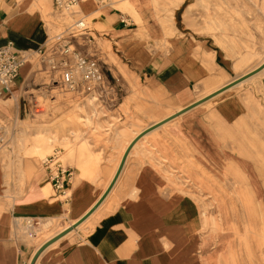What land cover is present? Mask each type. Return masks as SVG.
Listing matches in <instances>:
<instances>
[{
  "label": "crops",
  "instance_id": "0c3cea01",
  "mask_svg": "<svg viewBox=\"0 0 264 264\" xmlns=\"http://www.w3.org/2000/svg\"><path fill=\"white\" fill-rule=\"evenodd\" d=\"M126 1L110 0L100 5L96 0H78L72 16L85 17L97 36L114 44L150 91L162 93L172 106L179 107L171 114L218 89L210 90L221 81L228 66L218 58L216 49L209 47L206 40L196 39L200 43L199 51L196 45L180 39L167 51L156 48V40L162 33L152 20L154 4L149 0L130 2L142 15L145 34L151 36L146 40L141 38V27L133 15L120 8L123 3L127 5ZM182 2L168 10L175 12ZM49 10H54L58 30L55 0H0V46L13 41L17 51H37L53 34L45 18ZM31 66L27 63L11 92L0 97V115L8 116L12 110L18 117L27 114L30 95L24 82ZM241 84L142 137L130 150L115 185L100 206L72 232L49 245L36 264H229L231 235L200 229L202 218L198 204L187 195L171 192L172 186L162 174L169 170L164 169V162L143 143L148 136L181 119L185 131L180 135L190 139L210 162H221L219 142L210 130L211 123L199 110L214 102L212 115L218 122L224 127L234 124L238 127L250 109L248 103L231 92ZM196 86L206 94L195 98ZM10 98L15 101L12 110L2 103V99ZM140 122L135 118L119 130L123 135L118 143L122 147L119 159L106 158L101 167L68 164L73 169V177L64 194L54 188L41 161L37 166L34 159H23L17 168L16 163L8 165L0 156V264H30L43 243L95 205L113 180L131 141L152 124L136 131L134 127ZM127 132L129 139L122 145ZM82 149L85 151L87 145ZM159 165L163 172L158 171ZM261 198L264 201L263 195ZM26 218L41 220L42 227L47 223L59 225V220L68 224L43 240L31 239L24 230Z\"/></svg>",
  "mask_w": 264,
  "mask_h": 264
},
{
  "label": "rangeland",
  "instance_id": "374dc122",
  "mask_svg": "<svg viewBox=\"0 0 264 264\" xmlns=\"http://www.w3.org/2000/svg\"><path fill=\"white\" fill-rule=\"evenodd\" d=\"M131 1L127 0V5L123 3L120 8L132 14L140 25L141 38L150 40V34H145L142 27V15L135 11ZM149 1L154 4L152 20L162 33L156 40V48L167 51L180 39L196 45L199 51L200 43L196 40H206L209 47L217 50L218 58L226 62L227 73H222L224 77L210 90L264 61V0H183L175 12L168 9L182 0ZM53 11L49 10L45 18L54 34L58 31V22ZM93 35L95 42L79 40L76 45L98 56L114 90L95 105H87L89 97L82 98L63 89L59 74L49 73L46 65L36 59L25 79V89L29 90L28 95L56 97L57 107L49 119L36 122L28 113L18 117L13 112V98L2 99L12 110L8 116L0 115V125H5L4 129L0 128V156L5 163H16L19 168L23 159L31 158L38 166L45 156L58 151L65 165L101 167L106 158L119 159L122 127L139 118L141 122L134 127L138 131L179 108L172 106L162 93L150 91L114 44L105 42L106 38L96 33ZM196 88L195 98L206 94ZM231 92L250 105L247 117L238 127L236 124L224 127L218 122L212 115L214 102L199 110L211 123L210 130L219 142L221 162H210L190 139L180 135L185 131L181 119L148 136L143 146L169 170L163 172L159 165L158 171L169 181L171 192L187 195L198 204L202 218L200 229L231 235L229 264H264V201L261 198L264 196V71ZM53 136L54 142L49 141ZM128 139L129 136L123 138L122 145ZM58 222L59 225L53 223L47 229L36 225L41 229L39 239L53 235L68 224Z\"/></svg>",
  "mask_w": 264,
  "mask_h": 264
},
{
  "label": "built area",
  "instance_id": "2783aa9c",
  "mask_svg": "<svg viewBox=\"0 0 264 264\" xmlns=\"http://www.w3.org/2000/svg\"><path fill=\"white\" fill-rule=\"evenodd\" d=\"M105 5L110 0H96ZM78 7V0H55V9L59 18V29L51 35L37 51H17L13 41L0 46V97L11 92L12 86L20 76L21 69L27 64L41 60L47 71L59 74L61 86L68 92L82 98H105L113 87L109 85L107 75L100 59L95 53L83 51L77 47L79 40L95 42L94 29L85 17L75 18L72 10ZM56 97H46L31 93L27 100V113L36 122H44L53 116ZM5 125H0V128ZM2 139V138H0ZM42 167L47 171L48 179L57 191L65 193L66 186L73 177V169L59 159L58 151L42 159ZM41 220L26 218L28 227L40 224Z\"/></svg>",
  "mask_w": 264,
  "mask_h": 264
},
{
  "label": "water",
  "instance_id": "95a60500",
  "mask_svg": "<svg viewBox=\"0 0 264 264\" xmlns=\"http://www.w3.org/2000/svg\"><path fill=\"white\" fill-rule=\"evenodd\" d=\"M264 69V62L259 65L258 67H256L255 69L239 75L237 77H235L233 80L229 81L228 83H226L224 86L220 87L219 89H217L216 91L212 92L211 94L197 100L196 102L188 105L187 107H184L183 109H180L179 111L175 112L174 114L170 115L169 117H166L158 122L152 123L151 125H149L146 129H144L143 131H141L129 144L128 148L125 151V154L122 158V161L119 165V168L113 178V180L111 181L109 187L107 188V190L104 192V194L101 196V198L95 203V205L87 212L85 213L82 217H80L77 221H75L72 225H70L69 227H67L65 230H63L62 232L58 233L56 236L52 237L50 240L46 241L44 244H42L39 249L36 251L35 255L33 256L31 263L30 264H36L40 254L52 243H54L55 241H57L58 239H60L61 237H63L64 235L68 234L69 232H71L72 230H74L75 228H77L79 225H81L86 219H88L90 217V215L100 206V204L104 201V199L107 197V195L109 194V192L111 191V189L113 188V186L115 185L122 169L124 166V163L126 161V158L130 152V150L133 148V146L142 138L144 137L146 134H148L149 132H151L152 130L160 127L161 125L167 123L168 121H171L173 119H175L176 117H178L179 115L183 114L184 112L200 105L203 104L204 102L210 100L211 98L219 95L220 93L226 91L227 89L236 86L237 84H239L240 82L252 77L253 75L261 72Z\"/></svg>",
  "mask_w": 264,
  "mask_h": 264
},
{
  "label": "bare ground",
  "instance_id": "6f19581e",
  "mask_svg": "<svg viewBox=\"0 0 264 264\" xmlns=\"http://www.w3.org/2000/svg\"><path fill=\"white\" fill-rule=\"evenodd\" d=\"M263 62H264V61H263ZM263 62H262V63H263ZM262 63H261V64H262ZM261 64H260V65H261ZM32 67H33V65H32ZM257 67H258V66H257ZM254 69H255V68H254ZM252 70H253V69H252ZM263 70H264V69H263ZM263 70H262V71H263ZM250 71H251V70H250ZM248 72H249V71H248ZM259 73H260V72H259ZM255 75H256V74H255ZM248 79H249V78H248ZM248 79H246V80H248ZM246 80H244V81H246ZM244 81L240 82L239 84L243 83ZM239 84H237V85H239ZM237 85H236V86H237ZM223 86H224V85H223ZM221 87H222V86H221ZM233 87H235V86H233ZM231 88H232V87H231ZM218 89H219V88H218ZM229 89H230V88H229ZM216 90H217V89H216ZM216 90H215V91H216ZM213 92H214V91H213ZM71 93H72V92H71ZM211 93H212V92H211ZM211 93H209V94H211ZM209 94H208V95H209ZM206 96H207V95H206ZM204 97H205V96H204ZM202 98H203V97H202ZM213 98H214V97H213ZM200 99H201V98H200ZM211 99H212V98H211ZM96 100H97V99H92L91 97L88 98V99H87V105H95ZM56 107H57V106H55V109H56ZM54 112H55V111H54ZM173 114H174V113H173ZM171 115H172V114H171ZM169 116H170V115H169ZM169 116H168V117H169ZM165 118H166V117H165ZM83 119H84L85 121L88 120L87 118H83ZM111 119H112V118H111ZM161 120H162V119H161ZM157 122H158V121H157ZM168 122H169V121H168ZM168 122H167V123H168ZM167 123H165V124H167ZM165 124L161 125L160 127L164 126ZM111 125H112V124H111ZM160 127H158V128H160ZM146 128H147V127H146ZM146 128H145V129H146ZM158 128H156V129H158ZM156 129L152 130L151 132L155 131ZM151 132H149V133H151ZM149 133H148V134H149ZM148 134H146V135H148ZM146 135H145V136H146ZM145 136H144V137H145ZM144 137H143V138H144ZM53 138H54V136L51 137V138H49V141L54 142ZM23 225H24L25 234H27V236H28L29 238L33 239V238L39 237L40 232H41V231H40L41 229L37 228L36 226L28 227V226L25 225L24 222H23ZM50 225H51V223H47V224L45 225V228H46V227L48 228ZM64 230H65V229H64ZM62 231H63V230H62ZM62 231H60V232H62ZM72 231H73V230H72ZM72 231H71V232H72ZM60 232H59V233H60ZM69 233H70V232H69ZM69 233H68V234H69ZM57 234H58V233H57ZM57 234H56V235H57ZM56 235H54V236H56ZM66 235H67V234H66ZM54 236H53V237H54ZM64 236H65V235H64ZM64 236H63V237H64ZM51 238H52V237H51ZM51 238H50V239H51ZM61 238H62V237H61ZM61 238H60V239H61ZM50 239H48V240H50ZM48 240H47V241H48ZM58 240H59V239H58ZM43 244H44V243H43Z\"/></svg>",
  "mask_w": 264,
  "mask_h": 264
}]
</instances>
